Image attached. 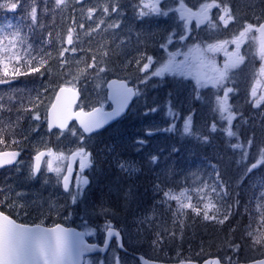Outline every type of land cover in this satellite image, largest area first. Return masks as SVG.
I'll return each instance as SVG.
<instances>
[{"label": "rangeland", "instance_id": "374dc122", "mask_svg": "<svg viewBox=\"0 0 264 264\" xmlns=\"http://www.w3.org/2000/svg\"><path fill=\"white\" fill-rule=\"evenodd\" d=\"M193 1L192 6L183 9V6H179L178 10L174 9L172 13L166 7V5L171 6L167 0H158L157 6L161 13L167 15L151 13L145 16L139 15L141 10L149 11L143 8L141 0H75L60 8H56L55 3L43 5L47 10L58 15L64 13L65 15L61 17L64 20L71 19L67 25L69 28H74L75 35L79 36V40H74L72 45L67 43L68 30L65 31L66 28L61 26V21H52L47 25L46 18L40 21L37 17L36 22L33 23L31 8L35 6L38 14V6H42L37 4L36 0H21L20 6L14 11L0 8V80L7 81L0 83V104L3 105V108H0V130H2L0 135L3 137L0 149L13 148L22 151V160L17 166L0 172L1 204L13 210L17 216L28 213L30 218L25 219L28 221L49 224L61 221L85 233L90 230L93 234L89 235L91 239L89 242L102 244L106 224L95 225L89 219V214L84 213L94 206L87 188L93 184L92 167H97L94 161L97 158L95 149L96 144H99L98 138H91L92 135L84 136L72 125L64 132H48L45 113L51 99L46 96L49 95V90L54 94L55 89L61 85L79 86L81 91L79 107L108 108L105 83L109 78L118 77L126 79L136 87L139 92L137 99L140 101V97L145 96L148 90V87H144L152 84L156 79L151 73L167 63L170 54H175L174 63L181 67L174 71H166L164 74L171 73L180 77L176 102L186 115L182 121L185 122L189 116L197 119L198 122L205 121L207 132L211 131V126L213 123L216 124V121L226 122L220 120L219 111L216 110L217 97L222 98L225 89H232L228 95V103L236 114L232 126L250 127L247 121L251 118L257 119L264 143V123L260 122L261 120L264 122V109H258L263 105L261 102L258 106H254L255 101L264 96V71H262L264 52L256 28L257 24L264 20L262 0H246L248 10L253 9L255 3H259L254 13L250 15L248 13L249 17L248 10L232 7L227 0H217V3L228 4L234 18L225 25L220 21L221 8L213 7L208 10V16L213 15L209 20L216 25L215 27H212L208 21L199 22L197 15L201 12V5L212 3V0ZM12 2L16 0H0V4ZM148 2L155 0H145V3ZM106 4L109 6L107 15L103 12ZM91 7L97 8V11L93 13V19L89 20L87 10ZM111 7H117L118 11L112 12ZM188 8L197 10L195 14L197 18H194L192 25L187 20V12H190ZM248 23L255 27L241 37L240 33ZM81 24L84 25L83 28L80 27ZM97 24H100L99 28L96 27ZM50 28L57 32L54 33ZM93 29L94 31L88 34ZM181 36L184 37L183 40L180 39ZM162 45L166 47H161ZM209 46L213 47L210 49ZM73 47L77 49L75 52L71 51ZM65 49L68 51H64ZM61 51H64L63 57L59 55ZM48 53L51 54L50 58L46 55ZM17 56L20 57L19 61L16 59ZM148 56L153 58V64L149 69L141 72L139 69L148 62ZM239 57H243V60L235 67H229L228 76L222 85L213 87L211 83H203L206 76L214 74V69L223 70L226 63L231 64ZM41 59H46L47 63L39 72H30L29 68L38 67ZM28 60H32L31 65H28ZM137 60H140L139 64ZM62 61L66 62L62 64ZM16 69L24 74L16 75ZM146 74L147 80H145ZM237 82L238 86H236ZM254 86L255 97L252 96ZM137 99L131 110H134L136 103H139ZM236 100H239L236 102L238 107H235ZM248 101L251 102L253 110L247 115L243 104ZM164 102L170 104L168 98ZM43 105L46 107L43 108ZM211 110L215 120L211 118L209 124L207 121ZM151 114V122H142L141 119V123L148 129L153 130V125L158 128L161 126L159 129L169 128L173 122L169 112L161 115L156 110ZM37 115L39 119L35 118ZM188 137L192 138L190 135ZM81 148L89 155L91 161L90 167L83 170L80 167L81 157L73 158V153ZM42 150L47 151V154L38 174L34 175L32 157ZM49 150L57 156L62 153L65 159L47 157ZM98 154L104 156L102 151ZM69 158L73 161V172L70 188L67 191L62 189V178L68 167ZM49 160L53 161L54 168L60 169L59 174L49 170ZM121 164H125L126 167L122 169ZM118 167L126 175L134 174L130 160L120 161ZM78 177L88 180V184L82 186L79 195H77ZM95 195V191L91 190V196ZM112 242L113 246L104 255L92 254L86 262L125 264L129 258L123 255L124 251L116 248L114 239ZM124 244L122 245L125 249L133 251L130 248L133 247L132 243L127 247ZM116 260L119 263H116Z\"/></svg>", "mask_w": 264, "mask_h": 264}, {"label": "trees", "instance_id": "16d2710c", "mask_svg": "<svg viewBox=\"0 0 264 264\" xmlns=\"http://www.w3.org/2000/svg\"><path fill=\"white\" fill-rule=\"evenodd\" d=\"M73 1L67 0L66 5ZM167 1L171 6L166 7L172 13L179 6H183V9L194 2ZM227 1L232 7L248 10L246 0ZM36 3L42 5L38 6L37 17L40 21L46 18L47 25L52 21H61L65 31L69 29L67 22L71 19L64 20L61 18L64 13L58 15L43 6L55 3V0H36ZM258 6L259 3H255L247 16L254 13ZM261 6L264 12V0ZM155 77L152 84L144 87H148L146 95L141 96L140 101L137 99L140 104H134V110L91 136L99 141L94 161L97 167H92L91 174L93 184L87 188L94 206L84 213L89 214V219L95 225L110 224L118 229L123 243L127 246L132 243V252L156 260H202L217 256L223 262H238L264 256V242L257 244L253 240V236L264 233V164L252 168L260 159V149L264 148L258 120L249 119L247 123L250 127L232 126L237 136L229 138L223 131L227 122L216 121L217 131L207 132L205 121L198 122L192 117L194 134L190 138L183 133L185 122L182 119L186 115L176 102L180 77L171 73ZM52 96L49 90L46 98L51 99ZM167 98L170 104L164 102ZM239 100L234 102L235 107H238L236 102ZM261 104L263 106L259 110L264 109V101ZM251 105L249 101L243 104L247 115L253 110ZM170 106L178 116L169 126L175 124L174 131H165L167 128L159 129L161 126L158 128L155 125L151 130L141 123V119L146 123L152 121V109L163 115L169 112ZM208 117L210 124L212 110ZM203 137L208 138L207 142ZM141 140L143 144L138 143ZM237 143L245 149L249 146L247 159H242L241 150L232 148ZM101 151L103 157L98 154ZM153 156L157 158L155 163L152 162ZM125 160L133 164L134 174L126 175L118 167L119 162ZM205 185L209 187L204 188ZM212 185H217L216 192L221 193L219 198L215 192H211ZM201 188H204L203 193L198 191ZM184 189L188 190L187 196L191 200L185 199L183 202L200 207L201 214L197 215L188 208L181 215L176 211L177 202L164 196L167 191L179 194ZM91 190L95 191V196H91ZM209 194L219 209V212H210V215L217 217L213 220L203 217V204L207 202ZM224 216H228V219L219 223Z\"/></svg>", "mask_w": 264, "mask_h": 264}, {"label": "snow or ice", "instance_id": "6c2138e0", "mask_svg": "<svg viewBox=\"0 0 264 264\" xmlns=\"http://www.w3.org/2000/svg\"><path fill=\"white\" fill-rule=\"evenodd\" d=\"M21 0H16V2L12 3H6V4H0V8H8L10 10H16L20 6ZM67 0H55V7L60 8L61 6H66ZM141 4L143 5V8L148 9V12H145L141 10L139 12L140 16L149 15L151 13H157V14H163L167 15V13H161L160 8L158 5V0H155V2H148L145 3V0H141ZM213 7H219L221 8L222 15L220 16V21H222L225 25L229 23V21L233 20V15L231 13L230 8L228 7V4L224 2L223 4L217 3V0H212V3H205L201 5V12L198 15L199 22L208 21L212 27H215L216 25L213 24L209 20L208 16V10ZM97 11V8L91 7L87 10V18L89 20L93 19V13ZM112 12H117V7H111ZM103 12L105 15L109 12V6L106 4L103 7ZM31 18L33 23L37 20V8L33 6L31 8L30 12ZM183 18V13H182ZM101 23L103 21L101 20ZM8 27H12V25H8ZM81 28L84 27L83 24L80 25ZM97 28L100 27V24L96 25ZM111 27H118V25H111ZM255 26L251 23L246 24L244 30L240 33L241 37H244L246 33L251 31ZM91 31L88 34H91ZM257 31H264V23L259 24V28ZM181 40L184 39L183 36L180 37ZM74 40H79V36L75 35V29L69 28L67 33V43L69 45H72L74 43ZM171 42V36L169 37V43ZM161 47H166L165 45H162ZM213 46H209L211 49ZM77 49L73 47L71 51L75 52ZM64 51H68V49H65ZM64 51L60 52V56H64ZM49 58L51 57V54H46ZM107 55V53H105ZM174 55L170 54L169 61L162 65L160 68H158L155 72L151 73L153 76H162L166 71H174L181 67V65H177L174 63ZM16 59L19 61L20 57H16ZM34 59V58H33ZM95 60V57H93ZM243 60V57H239L236 61H233L231 64L226 63L223 70L220 69H214V74L212 76H206L203 83H211L213 87H219L223 84L224 80L228 76V69L229 67H235L236 64L241 62ZM147 63L143 64V67L139 70L141 72H144L145 70L149 69L150 65L153 64V58L151 56L147 57ZM66 61H62V64ZM28 65L32 64V60L27 61ZM47 63L46 59H41L40 64L38 67L29 68L30 72H39L40 68L43 67L44 64ZM140 63V60H137V64ZM88 67H92V65H88ZM100 71H104V69H100ZM264 71V70H262ZM5 74H7V68H5ZM16 75H22L24 73L20 72L19 69H16L15 71ZM148 79L147 74L145 75V80ZM5 80H0V83H6ZM116 82H113L115 84ZM61 91H65L64 88H61ZM232 91V89H225L224 96L217 97V109L220 114V120L227 122V127L223 129L226 136L231 138L237 136V133L232 130L233 121L235 119L236 114L232 111V106L228 103V95ZM114 95L119 99L120 101V108L122 109L124 106L127 105V102L133 97L139 95L138 90L129 88L124 82H120L119 87L114 89ZM252 96H256L255 86L252 90ZM262 101H264V96H261L260 99H257L255 101L254 106H258ZM0 108H3V105L0 104ZM99 115L97 118L93 121H91L89 124L84 126V132H92L94 129L100 128L103 123L106 122L107 118L119 114L118 112L114 113H103L100 112V110H96ZM152 111H156V109H152ZM169 115L175 120L177 118V114L171 110V106L169 108ZM36 119H39V116L37 115L35 117ZM51 127V125H50ZM165 131H174L175 130V124H173L170 128L164 129ZM211 131L215 132L217 131V126L215 123L211 126ZM0 133H2V130H0ZM183 133L187 135H193L192 131V117L189 116L184 124L183 127ZM151 135V133H149ZM83 139V137H81ZM204 142H207L208 138L203 137ZM3 142V137L0 135V143ZM138 143L143 144L144 141H138ZM252 144V141H249V145ZM232 148L234 150L238 149L243 152L242 159H247L248 157V151L244 148V146L240 143L232 145ZM50 156H54L57 160H63L65 159L64 155L61 153L58 156L55 153H52L51 150H49L48 153ZM18 156L17 152H3L0 153V166L4 165H10L12 164ZM44 156V153H38L35 157L36 164L34 165L33 172L39 170L40 167V160L41 157ZM76 156H80V167L81 170L90 167V158L87 153H85L84 149L81 148L78 150V152L73 153V158ZM156 157H152V162H156ZM264 164V148L260 149V159L256 162V164L252 165V168H256L258 165ZM125 164H121V168H125ZM48 168L50 171H55L58 174L60 173L59 168L53 167V161H48ZM252 168L249 169V171L252 170ZM71 165H69V172H71ZM69 176L64 177V188L66 190L69 189ZM217 181H219V175H217ZM88 180L83 177H78L77 180V195L80 194L82 186L87 185ZM208 185H205L204 188H208ZM222 187V185H220ZM204 188L199 189L198 191L203 193ZM217 185L211 186V192H215L216 196L219 198L221 193L216 192ZM187 189L182 190L179 194H175L171 191H167L164 193V196L167 200H175L177 202V212L181 215L184 214V209L191 208L192 211H194L197 215L201 214L202 209L196 205H193L192 203H184L183 201L185 199L191 200L190 196H187ZM224 195H227V193H223ZM73 201L75 202V196L73 198ZM2 203V202H0ZM219 212V209L217 208V205L212 202L211 200V194H209V198L206 203L203 204V217L205 220H213L217 219L216 215H210V212ZM228 216H224L223 220H219V223H224V220H227ZM108 228V235H119L118 233H115L113 231L112 226L106 225ZM92 235V231H88L87 233H73L69 234L65 232L63 229L60 228L59 225H57L53 229H42L39 226L36 227H27L24 225L17 224L14 220L10 219L8 215H5L3 212H0V264H82L81 262V255L85 251H91L94 246L86 245L83 241V236ZM249 235H252L249 233ZM253 240L255 243L259 244L261 242H264V233H262L260 236H253ZM84 264H88V262H84ZM181 264H184L183 261H181ZM205 264H220L218 260H211L206 261Z\"/></svg>", "mask_w": 264, "mask_h": 264}, {"label": "water", "instance_id": "95a60500", "mask_svg": "<svg viewBox=\"0 0 264 264\" xmlns=\"http://www.w3.org/2000/svg\"><path fill=\"white\" fill-rule=\"evenodd\" d=\"M261 23H264V20L261 21L259 24H261ZM259 24L257 26V29L259 28ZM257 34H258V38H259L261 48L264 50V31H257ZM113 82H116V83L113 84ZM120 82H124L127 85V87L134 89V87L132 85H129L127 83V81L124 79H119L116 77L108 79L106 84H105V88H106V98L110 104L109 109H102L100 106H95L89 110H84L82 108L75 110V105L78 103L79 98H80L79 88L78 87H70V86H59L56 89L55 94L53 96V99H52V101H51V103H50V105L46 111V121H47L48 130L52 131L53 129H57V130L62 131V130H65L70 123L75 122L76 125L78 126V128L85 135H88V134L97 132V131L103 129L104 127H106L107 125L117 121L119 118H121L123 115H125L127 113L128 108H129V106H130V104L134 98V96H133L127 102L126 106H124L122 109L120 108V101L114 95V89L119 87ZM61 88H64L65 91L62 92ZM96 110H100V112H103V113L118 112L119 114L113 115V116L107 118L106 122L103 123V125L100 128L94 129L92 132H84V126L89 124L91 121L95 120L97 118V116L99 115V113ZM50 125H51V127H50ZM3 152H17L18 156L12 164L0 166V169L13 165L17 161V159L19 158V155H20V152L17 150H0V153H3ZM46 152L47 151L42 150V151H39L38 153H44V156H45L47 154ZM38 153H36L33 157V162H34L33 163V169H34V165L36 164L35 157L37 156ZM44 156L41 157V160L39 162L40 166H41V163H42ZM37 172L38 171H36L35 174ZM65 176H70V172H68ZM64 177L62 179V187L64 190H66L64 188ZM68 183H69V181H68ZM17 224H19V223H17ZM19 225H24V224H19ZM57 225H59L61 229H63L65 232H67L69 234L84 233L82 230H79L78 228H75L72 226L67 227V226H64V225L59 224V223H57L53 226H48V227L41 225V224L24 225V226H27V227L39 226L42 229H53ZM113 231L115 233H118L119 235L118 236L117 235L109 236L108 235V228H107L105 230L104 242L101 245H98L95 243L94 244L88 243L85 240L84 236L82 237L83 241L86 245L94 246L91 251H85L82 253V255H81L82 264H83L84 255L93 254L96 252L104 253L105 250L107 249L110 241L113 238H114L115 242L118 244L119 248L124 249L122 246L123 241H122L121 233L116 228H113ZM137 257L139 260V264H181V261H183L184 264H205L206 261H211V260H218L220 262V264H227V263H222L218 257H208V258H205L204 260H201V261L181 260V261H175V262H164V261L148 259L142 255H138ZM236 264H264V257L257 258V259H254V260H251L248 262H238Z\"/></svg>", "mask_w": 264, "mask_h": 264}, {"label": "flooded vegetation", "instance_id": "af4514ba", "mask_svg": "<svg viewBox=\"0 0 264 264\" xmlns=\"http://www.w3.org/2000/svg\"><path fill=\"white\" fill-rule=\"evenodd\" d=\"M187 17H188V18H187L188 22H190V21H192V20L195 18V13H194V12H189V13L187 12ZM20 157H21V156H20ZM69 164L73 166V161H72L71 158H69ZM6 169H7V168H5V169H0V172H3V171L6 170ZM0 212L7 213L8 215L11 214V212L8 210V208H7L5 205L1 204V203H0ZM112 246H113V244L110 245V248H111ZM115 246H116V248L118 249V245L116 244ZM126 247H127V246H126ZM110 248H109V249H110ZM109 249H107V251H108ZM107 251H106V252H107ZM106 252H105V253H106ZM105 253H104V254H105ZM104 254H103V255H104ZM123 255H125V256H127V257H131V259L125 261V264H127V262H131V264H139V263H138V259L134 257V254H133V253H131V252L125 250L124 253H123ZM116 263H119L118 260H116Z\"/></svg>", "mask_w": 264, "mask_h": 264}, {"label": "bare ground", "instance_id": "6f19581e", "mask_svg": "<svg viewBox=\"0 0 264 264\" xmlns=\"http://www.w3.org/2000/svg\"><path fill=\"white\" fill-rule=\"evenodd\" d=\"M261 123H264L262 120L260 121Z\"/></svg>", "mask_w": 264, "mask_h": 264}]
</instances>
